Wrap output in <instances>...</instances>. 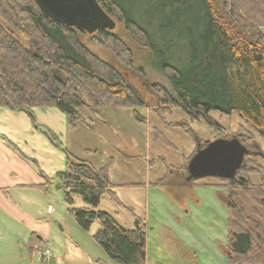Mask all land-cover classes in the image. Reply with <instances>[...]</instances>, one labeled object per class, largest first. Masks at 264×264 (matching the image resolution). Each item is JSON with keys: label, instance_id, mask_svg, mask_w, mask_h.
<instances>
[{"label": "trees", "instance_id": "trees-1", "mask_svg": "<svg viewBox=\"0 0 264 264\" xmlns=\"http://www.w3.org/2000/svg\"><path fill=\"white\" fill-rule=\"evenodd\" d=\"M95 2L136 50L126 46L124 37L104 30L97 31L99 45L114 50L127 66L140 51L144 63L170 87L171 94L158 90L164 105L192 116L212 112L235 116L264 141V0ZM85 32L50 18L33 0H0V109L30 117L35 109H54L73 129L81 110L141 106L121 75L81 43ZM134 118L139 115L134 113ZM61 151L65 169L56 178L64 202L71 205V195H77L91 208L73 211L76 225L88 232L98 222L93 240L112 263L145 264L144 222L135 218L133 229L126 230L113 216L97 210L102 196L115 199L108 178L110 163L95 169ZM248 159L244 161L250 163ZM245 166L234 179L224 181L264 210V170L249 172L258 179L253 182L242 173ZM224 202L234 219L224 250L228 264L261 263L264 229L255 223L240 228L238 222L248 221L236 197L227 196ZM35 243L39 242L31 238L29 249Z\"/></svg>", "mask_w": 264, "mask_h": 264}, {"label": "rangeland", "instance_id": "rangeland-1", "mask_svg": "<svg viewBox=\"0 0 264 264\" xmlns=\"http://www.w3.org/2000/svg\"><path fill=\"white\" fill-rule=\"evenodd\" d=\"M104 31L120 35L126 41L125 32L116 22L115 28ZM261 31L264 35V29ZM97 34L85 32L80 37L81 43L121 75L141 106L133 109L101 106L93 111L81 110V118L73 129L66 127L58 111L50 109L49 113V109H38L36 112L35 109L30 117L31 121L33 119L31 126L38 129L37 134L46 147L52 144L61 153L64 149L95 169L105 168L110 163L108 178L115 187L113 192L117 200L104 195L97 209L113 216L126 230L133 229L135 218L144 222L145 264H228L224 250L234 219L224 198L236 197L248 221L238 222L240 228L255 223L264 229V210L249 195L232 189L224 180L187 181L186 165L209 142L237 138L251 152L250 163L244 161L246 171L242 173L258 182L249 172L258 168L264 170V141L240 125L242 123L235 116L214 112L192 116L179 108L164 105L158 90L171 94L170 87L163 76L144 63L142 53L137 51L132 64L127 66L114 50L99 45ZM126 46L136 50L128 39ZM134 113L139 115L137 120ZM162 179V185L153 186ZM49 182L44 192L24 189L15 193L9 190V196L18 197L25 203L22 205L25 211L28 206L37 208L39 214H33L34 219L42 222L50 219L52 245L48 246L56 254L71 257L73 246L82 242V238L89 239L99 254H104L93 240L98 222L85 232L73 218L74 210L90 211L91 208L77 195H71V205L66 204L59 179L54 177ZM48 207L51 212L47 211ZM7 225L10 229L0 234V264H31L20 259L29 251V244L28 251L22 250L21 242L26 244L29 238L13 237L17 234L13 231L19 227L11 221ZM261 251L264 252V247Z\"/></svg>", "mask_w": 264, "mask_h": 264}, {"label": "crops", "instance_id": "crops-1", "mask_svg": "<svg viewBox=\"0 0 264 264\" xmlns=\"http://www.w3.org/2000/svg\"><path fill=\"white\" fill-rule=\"evenodd\" d=\"M49 111L51 113V110ZM31 118L24 113L0 109V234L3 230L10 229L8 221L15 223L19 228L13 231L17 233L13 234V237L29 238L26 244L21 242L22 250H27L31 238H35L39 243L52 245L49 240L50 219L49 221L46 219L45 222L34 219L33 214H39L37 208L32 205L25 211L22 207L25 203L18 197H10L8 191L16 193L24 189H37L44 192L49 186L48 181L63 173L65 169L63 153L52 145L46 147L44 141L41 142L40 135L37 134L38 129L31 126L33 121ZM51 210L50 207L47 208V211ZM82 242L73 246L71 257L65 254L58 255L52 249L53 255L47 264H114L104 254H99L89 239L82 238ZM29 251L25 253L26 256L21 255L22 261L46 264L31 251V248Z\"/></svg>", "mask_w": 264, "mask_h": 264}, {"label": "water", "instance_id": "water-1", "mask_svg": "<svg viewBox=\"0 0 264 264\" xmlns=\"http://www.w3.org/2000/svg\"><path fill=\"white\" fill-rule=\"evenodd\" d=\"M39 9L64 26H78L88 34L112 30L115 23L95 0H33ZM249 150L237 138L216 139L198 150L187 162L186 180L234 179Z\"/></svg>", "mask_w": 264, "mask_h": 264}, {"label": "built area", "instance_id": "built-area-1", "mask_svg": "<svg viewBox=\"0 0 264 264\" xmlns=\"http://www.w3.org/2000/svg\"><path fill=\"white\" fill-rule=\"evenodd\" d=\"M31 251L34 252L43 263H48L52 258L51 248L44 243H36L32 246Z\"/></svg>", "mask_w": 264, "mask_h": 264}, {"label": "flooded vegetation", "instance_id": "flooded-vegetation-1", "mask_svg": "<svg viewBox=\"0 0 264 264\" xmlns=\"http://www.w3.org/2000/svg\"><path fill=\"white\" fill-rule=\"evenodd\" d=\"M251 155V152H249L248 154H247V156H250ZM246 157V156H245ZM245 157H244V160H245ZM239 172V171H238ZM238 172H237V174H238ZM237 174H236V176H237ZM235 176V177H236Z\"/></svg>", "mask_w": 264, "mask_h": 264}]
</instances>
